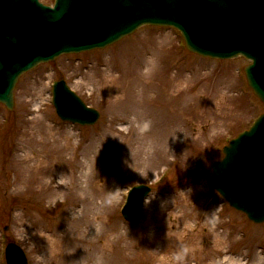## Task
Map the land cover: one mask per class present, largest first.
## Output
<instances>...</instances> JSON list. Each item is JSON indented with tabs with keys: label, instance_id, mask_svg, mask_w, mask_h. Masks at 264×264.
Masks as SVG:
<instances>
[{
	"label": "rangeland",
	"instance_id": "1",
	"mask_svg": "<svg viewBox=\"0 0 264 264\" xmlns=\"http://www.w3.org/2000/svg\"><path fill=\"white\" fill-rule=\"evenodd\" d=\"M249 63L198 56L176 29L144 26L21 75L14 110L0 103V264L8 242L30 264H264V223L212 185L223 148L264 113ZM61 79L100 111L96 125L60 120ZM134 184L152 193L128 223Z\"/></svg>",
	"mask_w": 264,
	"mask_h": 264
},
{
	"label": "water",
	"instance_id": "2",
	"mask_svg": "<svg viewBox=\"0 0 264 264\" xmlns=\"http://www.w3.org/2000/svg\"><path fill=\"white\" fill-rule=\"evenodd\" d=\"M0 0V102L15 106L14 89L23 73L64 53L104 48L145 25L181 30L190 51L213 58L244 56L249 85L264 103V0ZM65 81L54 83V105L72 123L94 125L99 111L89 107ZM213 166V185L235 209L264 223V115L225 147ZM146 186L134 187L123 209L137 221ZM8 264H28L15 243Z\"/></svg>",
	"mask_w": 264,
	"mask_h": 264
},
{
	"label": "bare ground",
	"instance_id": "3",
	"mask_svg": "<svg viewBox=\"0 0 264 264\" xmlns=\"http://www.w3.org/2000/svg\"><path fill=\"white\" fill-rule=\"evenodd\" d=\"M145 64V65H149L150 66V62H147L146 60H144V62H141V66ZM139 107L140 106H144V103L143 101L140 102V105H138ZM141 108V107H140ZM129 115V114H128ZM131 115V114H130ZM132 115H135L136 116V121L139 120V128L142 127L141 124H143V122H146L148 119H149V115L146 111H143V110H138V112L136 113H132Z\"/></svg>",
	"mask_w": 264,
	"mask_h": 264
}]
</instances>
